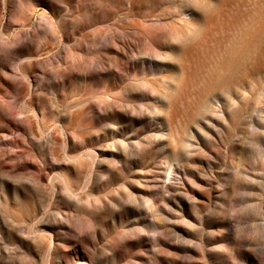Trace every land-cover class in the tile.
<instances>
[{"label": "rangeland", "instance_id": "374dc122", "mask_svg": "<svg viewBox=\"0 0 264 264\" xmlns=\"http://www.w3.org/2000/svg\"><path fill=\"white\" fill-rule=\"evenodd\" d=\"M0 264H264V0H0Z\"/></svg>", "mask_w": 264, "mask_h": 264}]
</instances>
